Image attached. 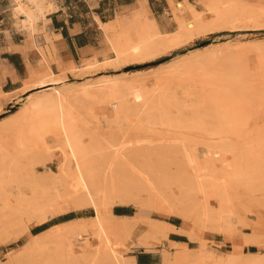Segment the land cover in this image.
<instances>
[{"label": "bare ground", "instance_id": "1", "mask_svg": "<svg viewBox=\"0 0 264 264\" xmlns=\"http://www.w3.org/2000/svg\"><path fill=\"white\" fill-rule=\"evenodd\" d=\"M26 1L39 7L37 0ZM169 3L172 4L170 6L175 22L172 32L165 33L160 27L151 15L146 0H137L133 5V12L138 16L134 24V35L132 38L109 41V50L113 57L104 54L103 60L97 57L83 60L80 67L71 65L58 74L52 72L49 64L46 65L45 70L36 74L38 78L33 85H57L51 87L53 93L44 95L25 105L20 111L11 113L8 121L0 122L2 224L5 222L11 227L14 222V225L21 223L28 229L32 223H42L68 211L86 207L94 211L88 219L73 218L44 232L31 234L30 239L21 247L20 256L23 258L15 264H26L22 260L26 257L31 260L33 252L42 256L44 264H134L125 255L132 242L135 241V244L148 249L166 240L171 228L167 221L150 219L140 213L138 216H118L112 212L114 206L134 205L139 207V212L142 207L166 216L180 217L186 224L203 229L210 225L219 233H223L230 232L233 221H236L235 224L245 223V218L240 213L237 214L232 207L242 209L250 206L251 198L255 197L252 192H264V159L261 156L256 157L259 161H255L253 174L247 177L245 185L243 184L250 189V197L244 196L246 187L241 191L239 184L232 180H218L213 176L211 164L214 161L222 162L224 176L230 174L228 161L224 157L223 160L221 158L222 151L229 144L226 131L221 125L217 126L212 122L215 116L225 118L219 114L220 110L210 103L215 102L214 98H217L215 95L218 92L212 90L214 87L200 86L202 89L197 87L198 90L195 91L187 87L181 97L164 95L155 100L151 96L158 93V82L154 83L150 90L139 82H117L110 86L101 84L84 89L88 104H85V99L83 102H76L81 91L69 92L61 89L65 83L63 80L66 70H87L114 60L143 57L159 48L176 47L204 32L231 30L241 23L255 26L264 20V9L247 7L237 0H195V3L201 4V10L197 9L194 3L186 1ZM15 10L24 14L25 20L22 23L24 26L28 24L29 31H32L33 23L37 19L33 9L17 0ZM125 23L124 20L121 22L122 25ZM100 26L106 30L108 23H100ZM3 73L8 74L10 70L5 68ZM0 94L3 93L0 91ZM89 101L108 105L113 113L108 122L119 123L117 138H107L105 135L96 134L94 130L89 132L92 117ZM169 105L178 112L191 110L192 116L171 118L166 113ZM29 108L51 111V121L60 132L59 138L57 136L51 139V145L43 142L42 147L34 152L31 148L36 143H32L31 134L21 129L25 112ZM123 115L138 116L140 124L136 125L137 127L144 124H159L167 128L179 124L194 126L209 137L204 144L208 155L202 157V149L198 148L199 145L197 146L192 136L187 133L175 137L163 136L161 139H153L145 134L131 135L129 131L132 130L133 123L128 124L126 117L122 119ZM231 120L223 121L227 125H234L233 121H237L230 122ZM241 122L245 124V121ZM78 123L81 125L80 130L92 134L89 145L79 140V133L76 131ZM124 124L128 126L127 129ZM236 125L241 124L239 122ZM6 133L9 134V139L8 144L4 145L1 138ZM54 149L61 154L56 171L46 168L48 156L52 155ZM21 157L29 159L27 166L18 164ZM170 160H173V163L169 166L175 164L174 169L164 164L171 163ZM35 165L44 170L36 172ZM211 199L216 201L215 206L211 204ZM6 212L8 216H5ZM2 216L7 220H1ZM250 227L254 233L243 234L241 245L237 248H264L257 232L259 226ZM177 231L185 234L184 229ZM89 233L99 243L93 242L75 248V241L82 240L83 235ZM187 235L197 246L191 248L187 244L170 243V248H163L161 252V264H264V252L211 256L203 251L204 244L197 233ZM53 240L56 241L55 252L53 256L47 255L46 245ZM12 261L13 259H10L3 264H14Z\"/></svg>", "mask_w": 264, "mask_h": 264}, {"label": "rangeland", "instance_id": "2", "mask_svg": "<svg viewBox=\"0 0 264 264\" xmlns=\"http://www.w3.org/2000/svg\"><path fill=\"white\" fill-rule=\"evenodd\" d=\"M237 1L247 7H254L258 10L264 9V0ZM192 2L196 5L197 9H202L201 4L195 3V0H192ZM137 17V14L133 12V5H131L116 8L111 17L108 15L107 18L110 19L107 22H101L99 20L100 60H103L104 54L113 57L109 50L110 40H122L125 37H133L134 24L136 23ZM123 20L126 21L125 25L121 24ZM100 23H108L107 29L104 30L101 28ZM246 24L247 23H241V25L231 30L204 32L176 47L159 48L157 51L143 57L122 59L119 61L114 60L87 70H66L63 80L65 83L61 89L68 90L69 92L74 90L81 91V95L76 99V102L79 103L86 100L85 104H88L87 99H85L86 96L83 93L84 89L101 84L110 86L117 82H139L144 84L147 90H150L151 86L158 82L160 86L157 90L158 93L151 96L155 100L164 95H174L177 98L181 97L182 93L188 88L195 91V89L198 90V88L200 89L203 86H207V88L211 86V88L214 87L212 90L214 91L215 89L220 94L217 93V95H215L217 98H214L215 102L211 101L210 103L213 107L218 108L220 110L219 114L225 118L221 117V119L217 117L222 120L220 122L215 116L212 122L217 126L221 125L224 131H226L225 134H227V141L229 144H227V148L222 151L223 156L221 155V158L223 160L224 157L228 161L227 167H229L228 170L230 174L224 176L221 165L222 162L214 161V163L211 164L213 176L218 180L222 178L232 180L239 184V189H241V191L246 187L244 196L250 197V195H252L250 189L247 186H243V184L245 185L244 182L246 178L253 174V170L256 166L255 161H259L256 157L261 156L262 159H264V20H261L258 24L256 23L257 25L255 24V26H248L249 23ZM28 37L32 40L31 35L28 34ZM46 40L50 42L48 38H46ZM40 51L42 56L45 57L41 48ZM48 62L50 64L51 60ZM75 65L78 67L81 66L79 63ZM28 71L29 68L26 75H22L24 80L21 89L10 95L0 94V122L8 121L11 113L20 111L22 107L36 101L38 98L52 94L53 90L51 87L57 86H34L33 83L37 81L38 77L37 75L29 76ZM219 95L221 98H219ZM194 99L195 98H193V100ZM89 104L92 117L90 118V131H88L91 132L94 130L93 132L96 134L105 135L107 138H117L120 130L119 123L108 122L113 116L108 105L102 103L97 104L96 102L90 103V101ZM50 113L51 111L32 108H29L25 112L21 129L22 131L29 132V134H31L32 143H36V145L31 148L32 152L41 148L43 142L51 145V139L53 137L57 138L58 136L59 138L60 132L58 127L52 123V113ZM166 113L171 118H179V116H181V118H190L192 116L191 110H182L178 112L170 105ZM93 116L95 118H93ZM135 116L136 115L122 116L123 120L125 117L127 118L128 124L133 123L131 126L132 130H130L131 128L129 129V134H145L153 139H161L163 136L175 137L186 135L187 133L190 137L192 136L193 139H191L194 143H197V146L199 145L198 148L202 149V157L208 155L204 144L207 143L209 137L200 129L194 126H189V128L185 124L173 125V127L169 128L159 124L151 126L144 124V127L140 126L142 127L140 128L137 127L139 126L138 124H140V118ZM226 117L228 120H226ZM229 117L231 118L229 119ZM231 119L245 121V124L239 121L241 125L237 126L236 124L239 122L233 121L235 122L234 125H231L232 123H228L227 125V123L223 121L229 122ZM232 120L230 122H232ZM134 123L135 127L133 128ZM127 127L128 126L124 124V128L127 129ZM225 128H227V130ZM237 128L239 131H237ZM80 129L81 125L78 123L76 131L79 133V140L83 144L89 145L91 143L92 134L90 135L87 131L84 132ZM80 131H82L83 134L80 133ZM233 131L237 132L233 133ZM81 134L82 136L80 137ZM8 139L9 134L6 133L2 136L1 142L7 145ZM60 161V151L54 149L52 150V155L49 154L48 156L46 168L56 171ZM166 162L169 161L166 160ZM172 163L173 160L171 163L164 164L169 168V164ZM18 164L22 167L27 166L29 164V159L21 157L18 160ZM174 165H171L170 168L174 169ZM34 168L38 173L44 170L38 165H35ZM257 181L259 182L258 177ZM252 193L255 196L251 198L252 205L250 204V206L242 209L232 207L237 214L240 213L245 218V223L235 224L236 221H233L234 224L231 226L232 229L230 228V232L219 233L210 225L203 229L193 224H186L183 219H181L183 223L181 228L184 229L187 237L189 233H197L204 244L203 251L211 256H218L220 254H243L245 252H250L251 247H253L256 252H264V248H259L257 246H241V248H237L241 245L243 234L251 235L254 233L253 228L250 227L251 225L259 226V231L257 232L262 240V245H264V197H262L264 196L262 195L264 192L254 190ZM211 202L213 206L216 205L215 200L211 199ZM0 204L2 205L1 199ZM131 207L134 214H136L135 216H138L140 213L141 216L163 221H166L165 219L169 217L150 209L141 207L139 212L138 206L132 205ZM71 212L77 216H83L81 218L84 219H88L94 214V211L90 207L68 211L66 213ZM7 214L6 212L5 216H8ZM5 216H2L1 220H7ZM13 225L10 227L7 223L4 222L2 224V222H0V264L8 262L10 259H13L12 262L14 264L15 262L18 263L19 259L23 258L20 256L22 253L21 247L30 239L32 234L30 232V226L28 229H25L21 223ZM83 239L75 241V248L78 249L84 244L93 242L99 243L90 233L84 234ZM55 243L56 241L53 240L46 245L47 255L53 256L56 249ZM161 243L162 242H158V244ZM127 253L128 251L125 252V255ZM30 258L31 260H28L26 257L22 261L26 264H44L43 258L38 252H33Z\"/></svg>", "mask_w": 264, "mask_h": 264}, {"label": "crops", "instance_id": "3", "mask_svg": "<svg viewBox=\"0 0 264 264\" xmlns=\"http://www.w3.org/2000/svg\"><path fill=\"white\" fill-rule=\"evenodd\" d=\"M21 1L33 9L37 18L32 31H29L28 24L24 26L22 23L25 20L24 14L15 10L17 0H0V91L6 95L22 88L24 80L22 75H26L28 68V75L34 76L45 70L48 61L51 60L48 66L54 74H58L76 63L82 65L83 60H90L93 57L99 59L101 54L99 20L109 21L108 15L111 17L116 8L134 5L137 0H37L39 7L26 0ZM184 1L193 3L192 0H146L152 16L165 33L172 32L174 29L172 27L175 26L170 6L172 4L169 2ZM28 34L32 36V40ZM46 38L50 42H47ZM40 48L45 54V59ZM5 68L10 70V73L4 74ZM112 211L123 217L136 215L130 205H116ZM66 214L68 213L32 224L30 232L32 234L44 232L64 222L50 224L52 220ZM165 220L171 228L167 239L148 249L135 244V241L132 242L126 254L132 263L161 264L163 261L161 252L163 248H170V243L187 244L191 248L197 245L195 241L189 240L185 234L177 231L183 229L180 217L172 215Z\"/></svg>", "mask_w": 264, "mask_h": 264}, {"label": "trees", "instance_id": "4", "mask_svg": "<svg viewBox=\"0 0 264 264\" xmlns=\"http://www.w3.org/2000/svg\"><path fill=\"white\" fill-rule=\"evenodd\" d=\"M10 60H11V59H10ZM116 214H118V213L116 212ZM76 217H82V216H77V215H75L73 212H71V213H68V214H66V215H63V216H61V217H59V218H57V219H55V220H52V221L50 222V224H55V223H57V222H59V221H68V220L73 219V218H76ZM44 225H45V224H44ZM250 251H251V252H255L256 250H255L253 247H251Z\"/></svg>", "mask_w": 264, "mask_h": 264}]
</instances>
